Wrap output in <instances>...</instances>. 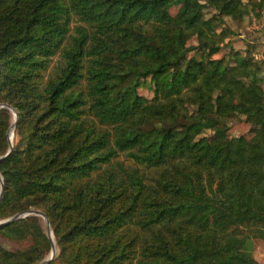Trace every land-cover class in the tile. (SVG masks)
<instances>
[{"label": "trees", "instance_id": "obj_1", "mask_svg": "<svg viewBox=\"0 0 264 264\" xmlns=\"http://www.w3.org/2000/svg\"><path fill=\"white\" fill-rule=\"evenodd\" d=\"M263 11L262 0H0V103L19 113L0 220L45 212L47 264H264L248 248L264 240V59L251 43L233 49L228 21ZM224 46L232 55L215 57ZM237 116L250 137L229 133ZM14 120L0 108V156ZM0 236L27 243L0 239V264L51 253L37 215Z\"/></svg>", "mask_w": 264, "mask_h": 264}, {"label": "rangeland", "instance_id": "obj_2", "mask_svg": "<svg viewBox=\"0 0 264 264\" xmlns=\"http://www.w3.org/2000/svg\"><path fill=\"white\" fill-rule=\"evenodd\" d=\"M176 10H177L176 8H173L172 12L175 13ZM209 11H212V10L210 9ZM253 17H255L256 20H254ZM261 19H262V16L257 17L255 15H252V17L248 18L245 22H242L240 24L232 22L231 20H228L230 22L231 26L234 28V30L238 33V35L233 38L234 39L233 40V47H234L233 49L234 50L245 51L248 43H251L249 41V39H251V38L259 39L260 38V34L264 30L258 29V28H256V26L261 21ZM252 45H255L254 52L263 51V49H264L259 44H252ZM223 55H225L226 58H228L230 55H232L230 47L224 46L222 51L219 54H217L215 57H221ZM262 59H264V57H262L258 60H262ZM139 92L141 94H144V95L149 96V97H151L153 95L152 91H150L149 89L144 88V87L140 88ZM227 127L229 129V133L232 136L246 135V136L250 137L253 134V126L251 124H248L245 121V118L243 116H237L235 118H232L230 121H228ZM211 133H212L211 130H206L203 134L210 135ZM15 137H16V135H15V131H14V137H12L13 141H14ZM41 219L44 222V219L43 218H41ZM3 220H6V219H3ZM3 220H0V221H3ZM0 239L3 243V245L6 248L11 249V250L21 249L27 245V243H25V242L19 243V242L10 240L6 237H3V236H0ZM248 248L253 251L255 258L258 261L264 263V240L263 239H259V238L250 239L248 241ZM49 257H50V255H49ZM48 258H46L45 260H47Z\"/></svg>", "mask_w": 264, "mask_h": 264}, {"label": "water", "instance_id": "obj_3", "mask_svg": "<svg viewBox=\"0 0 264 264\" xmlns=\"http://www.w3.org/2000/svg\"><path fill=\"white\" fill-rule=\"evenodd\" d=\"M1 107H7L9 109H11V111L13 112L14 114V122L13 124L11 125L10 129H9V140H10V147H9V150L8 152L3 155V156H0V161H2L3 159H5L6 157L9 156V154L12 152L13 150V138H11V132L14 133L15 131V128H16V124H17V121H18V117H19V113L18 111L12 107L11 105L9 104H5V103H0V108ZM0 179H1V182H2V186H1V191H0V201L4 195V180H3V177L0 173ZM28 215H37L41 218L44 219V222L46 224V227H47V231H48V234H49V237L52 241V249H51V254H50V257L47 259V260H44L42 262V264H47L49 263L50 261H52L55 256H56V253H57V244H56V241H55V236H54V232H53V228H52V225H51V222L47 216V214L41 210H29V211H24V212H21V213H18L6 220H3V221H0V225H6V224H9L15 220H18L20 218H23V217H26Z\"/></svg>", "mask_w": 264, "mask_h": 264}, {"label": "built area", "instance_id": "obj_4", "mask_svg": "<svg viewBox=\"0 0 264 264\" xmlns=\"http://www.w3.org/2000/svg\"><path fill=\"white\" fill-rule=\"evenodd\" d=\"M253 19L256 20L255 17H253ZM256 28L264 30V11L262 12V19L257 24ZM249 41L252 44H259V45H261L264 48V31L260 34V38L259 39L251 38V39H249ZM253 55H254L255 59H257V60L262 58V57H264V49H263V51L254 52Z\"/></svg>", "mask_w": 264, "mask_h": 264}, {"label": "bare ground", "instance_id": "obj_5", "mask_svg": "<svg viewBox=\"0 0 264 264\" xmlns=\"http://www.w3.org/2000/svg\"><path fill=\"white\" fill-rule=\"evenodd\" d=\"M14 136V133L11 132V138Z\"/></svg>", "mask_w": 264, "mask_h": 264}, {"label": "crops", "instance_id": "obj_6", "mask_svg": "<svg viewBox=\"0 0 264 264\" xmlns=\"http://www.w3.org/2000/svg\"><path fill=\"white\" fill-rule=\"evenodd\" d=\"M264 2V0H262Z\"/></svg>", "mask_w": 264, "mask_h": 264}]
</instances>
